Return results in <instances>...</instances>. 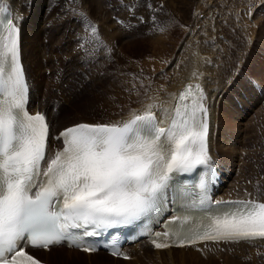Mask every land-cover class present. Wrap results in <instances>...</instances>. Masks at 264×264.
I'll list each match as a JSON object with an SVG mask.
<instances>
[{
  "label": "snow or ice",
  "instance_id": "obj_1",
  "mask_svg": "<svg viewBox=\"0 0 264 264\" xmlns=\"http://www.w3.org/2000/svg\"><path fill=\"white\" fill-rule=\"evenodd\" d=\"M8 17L0 12V264H39L24 250L28 245L68 242L96 251L85 237L145 216L165 198L174 175L209 164L202 89L195 87L191 104L185 103L191 86L181 94L167 129L150 111L121 125L78 124L60 134L63 149L46 160L48 125L43 115L25 110L20 28ZM206 202L215 203L202 190L198 206ZM225 203L195 223L181 217L166 236L180 247L264 239V202Z\"/></svg>",
  "mask_w": 264,
  "mask_h": 264
},
{
  "label": "rangeland",
  "instance_id": "obj_2",
  "mask_svg": "<svg viewBox=\"0 0 264 264\" xmlns=\"http://www.w3.org/2000/svg\"><path fill=\"white\" fill-rule=\"evenodd\" d=\"M29 1L33 2V20L26 26V31L30 42L33 44L40 42L38 54L34 49L33 53L38 58L32 65V69L39 66L41 77L38 79V85L31 76L25 60L26 70L29 83L31 80L30 84L34 92H38L35 105H38L40 110H47L51 120H53L51 112L54 99L57 102L56 107L53 108L55 112L64 104L58 102L60 97L61 100L63 97L66 99L68 107L65 110L69 114H76L81 105L78 110H91L92 107V110H107L105 114L103 113L105 116L102 113L91 115V111H85L84 114H80L81 118L96 119L101 116L106 118L111 115L110 112H112L111 117H115L125 110L138 108L145 100V89L158 85L161 91H165V87L170 88L179 84L182 81L181 77L187 73L185 68L187 67L186 70L189 71L188 66L195 63V57L201 59L203 56L206 58L204 62L209 61V63L218 62V59L219 67H223L224 77L215 110L217 107L218 110L227 107L223 111L222 118L227 119L219 121L226 125L234 122L230 127L231 131L227 130L228 125L227 128L225 125L221 135L217 131L220 150L217 147L214 148L215 154L210 153L228 174L220 195L240 192V194H253L264 198V192L261 190L264 188V183L261 184L262 186L258 185V181L264 182V0ZM43 9L45 14L55 19L49 21L46 26L45 58L42 50L44 24L39 28ZM101 11L105 12L108 22L103 25L100 24L101 18L99 20L96 18ZM55 21L58 24H54ZM66 41H70L69 45ZM161 41H164L165 45ZM224 46L227 49L223 48ZM216 47L218 49H215ZM201 48L205 50L202 51ZM206 50H209L208 53ZM199 53L200 55H197ZM79 66H83V69L78 71ZM46 68L49 69L44 72ZM64 72L68 75V79L67 83L61 85L65 93L61 96L55 85L64 81L62 77ZM76 72L80 80L72 83L69 78H74ZM70 98L73 100L69 101ZM252 101L256 104L250 110H246L247 112L236 109L237 104L242 103L248 107ZM239 109H241L240 105ZM64 118L66 116L59 118V121ZM85 119H74V121H88ZM219 121H217L218 125H220ZM65 124L68 123H56L54 126L58 125V128H61ZM228 147L232 149L229 150ZM222 151H227L228 154L230 152L231 159ZM234 158V165L231 166L230 162ZM237 185L241 187L235 191L234 187ZM252 186L254 189H251ZM210 251L211 249L209 252L206 249L196 251L195 255L191 252L165 253L157 256L146 253L124 264H264L262 252H257L258 256L254 258L250 256L252 252L235 258L233 254L228 255L225 249H222V253L214 252L213 249L211 253ZM53 258L42 259L56 264V261H63L65 257L62 254ZM81 259L82 264H92L83 256Z\"/></svg>",
  "mask_w": 264,
  "mask_h": 264
},
{
  "label": "bare ground",
  "instance_id": "obj_3",
  "mask_svg": "<svg viewBox=\"0 0 264 264\" xmlns=\"http://www.w3.org/2000/svg\"><path fill=\"white\" fill-rule=\"evenodd\" d=\"M4 4H8L9 5V8L12 12H14L15 16H14V19H15V22L17 23V25L20 27L21 29V42H22V56H23V60H24V63H25V60L27 62V65L29 67V70H30V73H31V76L36 80L37 82V85H38V79L41 77L39 73L40 70H39V66H35V68L33 67L32 69V65L34 64V62H36V59L38 58L36 54H34V49L37 50V54L39 53V47H40V42L37 44V43H32L30 42V38L27 34V31H26V26L33 20V16H32V11H33V2L31 1H26V0H2V5ZM102 8V7H101ZM1 10V8H0ZM101 10V9H100ZM53 16L49 17L47 14H45V10L43 9L42 12H41V16H40V21H39V28L42 24L43 25V44H42V47L44 46V48L42 50H44L43 54H44V58L46 56V53H45V39H47L45 37V30H46V26L48 25L49 21H52V20H55L54 18H52ZM245 17V16H244ZM47 18V19H46ZM95 18V17H94ZM96 18H98L97 20H99L100 18V24L103 25V23L106 22L107 18H106V15H105V12L101 11L98 16L96 15ZM95 18V19H96ZM149 18V17H148ZM42 19L44 20L42 22ZM46 19V21H45ZM206 20V19H205ZM209 20V19H208ZM54 24H58L56 21L53 22ZM108 23V22H106ZM163 23V21H162ZM113 25V24H112ZM38 27V26H37ZM109 27H111L109 25ZM111 29V28H110ZM160 31V30H159ZM208 31V30H207ZM78 32V31H77ZM76 32V33H77ZM76 33L74 34V38L76 36ZM154 33V32H153ZM160 33V32H159ZM199 33V32H198ZM115 34V33H114ZM113 34V37H115ZM156 34V33H155ZM158 34V32H157ZM188 34V33H187ZM193 34V33H192ZM60 35V34H59ZM193 36V35H192ZM197 36V35H196ZM45 37V38H44ZM107 38V37H106ZM116 38V37H115ZM125 38V37H124ZM208 38V37H207ZM55 39V38H54ZM183 39V38H182ZM50 40V39H49ZM56 40V39H55ZM107 40V39H106ZM115 40V39H114ZM155 40V39H154ZM195 40V39H194ZM200 40V39H199ZM68 42V45L70 43V41H66ZM114 42V41H113ZM162 42V41H161ZM164 42V41H163ZM162 42V43H163ZM194 42V41H193ZM197 42V41H196ZM214 42V41H213ZM223 42V41H222ZM99 43V42H98ZM108 43V42H107ZM207 43V42H206ZM217 43H219V41H217ZM101 44V43H100ZM181 44V43H180ZM205 44V43H204ZM211 44V43H210ZM163 45H165L163 43ZM177 45V44H176ZM199 45V44H198ZM221 45V43H220ZM101 46V45H100ZM102 46H103V43H102ZM158 46V45H157ZM167 46V45H166ZM200 46V45H199ZM203 46V45H201ZM208 46V45H207ZM213 46H215V44H213ZM223 46V45H222ZM165 47V46H164ZM197 47V46H196ZM218 47V46H217ZM215 48V49H218V48ZM80 48V47H79ZM85 48V47H84ZM205 48V46H204ZM204 48H201L202 51ZM223 48H226L225 46ZM222 48V49H223ZM155 49V48H154ZM177 49V48H175ZM210 49V48H209ZM227 49V48H226ZM79 50V49H78ZM197 50V49H196ZM205 50V49H204ZM76 51V50H75ZM195 51V50H194ZM202 51L200 50L199 52H201L202 54ZM207 51V50H206ZM209 51V50H208ZM208 51L206 53H208ZM211 53H212V50H210ZM216 51V50H215ZM214 51V52H215ZM222 51V50H221ZM77 52V51H76ZM161 52V51H160ZM193 52V50H192ZM220 52V51H219ZM218 52V54H220ZM229 52V51H228ZM204 53V52H203ZM206 53L204 55H206ZM216 53V52H215ZM214 53V54H215ZM227 53V52H226ZM229 54V53H228ZM227 54V55H228ZM192 55V54H191ZM194 55V54H193ZM197 55H200L197 54ZM195 55V56H197ZM203 55V54H202ZM210 55H213V54H210ZM39 56V55H38ZM53 56V55H51ZM74 56V55H73ZM182 56V55H181ZM209 56V54H208ZM217 56V54L215 55V57ZM54 58L57 57V55H54L53 56ZM155 57V56H154ZM192 57V56H191ZM190 57V59H191ZM194 57V56H193ZM205 57V56H204ZM207 57V55H206ZM210 57V56H209ZM214 57V56H213ZM214 57V59H215ZM218 57L220 58V56L218 55ZM217 57V58H218ZM221 57L223 58V56L221 55ZM53 58V59H54ZM183 58V57H182ZM196 61L195 63L191 64L188 66L189 68V71L186 70L185 68V71H187V73L181 77L182 81H180L179 84H175L173 85L172 87L170 88H166L165 87V91H161L160 90V87H158V85H155L153 87H150V88H147L145 89V100L142 102V104L140 106H138V108L136 107L135 109L133 110H125L122 114L120 115H115V117H111L112 115V112L111 115L109 117H106L104 118L103 116L101 117H98L96 119H85V118H81L80 114H84L85 111H91L90 114L91 115H99L102 113V115L105 114V112H107V110H78L80 108L81 105H79V108L77 109V112L76 114H72V113H68L65 108L68 107V103L66 101V99L63 97V100H61V97H56L57 99L59 98V101L58 102H63V106L59 108V110L57 112H55V110L53 109L54 107H56L57 105V102H55V99L53 101V107H52V115H53V120H51L50 116L48 115V111L47 110H40V107L38 105H35L36 103V100H37V94L38 92L33 90V87H32V94L31 96H29V102L31 101V104H32V110H30L33 114H36V113H42L44 114V116L46 117L48 123H49V120H50V123L52 125V131H56L54 133V137L57 138V137H61V133L67 129V128H71L75 125H78V124H81V123H87V124H93V125H96V124H106V125H121L123 124L124 122H127L128 120H131L134 116L136 115H144L146 112L150 111L152 114L155 115V117L157 118V121L159 122V125L160 127H167L171 121V118H172V108L173 106L175 105V101H176V98L178 96V94L180 93V91L183 89L184 85L187 83V84H190V85H195V84H199L201 86V89H202V93H203V96L205 97L203 103H204V106L207 108V121H208V125H209V136H208V150H209V156H210V161L209 163L213 162L215 164H218V166L220 168H222L223 172H224V177H225V183H226V180L228 179V174H227V171H225L223 169V167L219 164V162H215V160L212 158V155L210 153H214L215 154V149H217L218 145L220 147V143L218 142V139H217V131L220 132L219 134L221 135L222 134V131L224 130L225 128V125L226 124H222L220 123L221 119L224 117L223 116V111L225 108L227 107H224L223 110H218V107H217V110L216 109V105L217 102H219V95L221 94V87L222 86V77H224V70H223V67H219L218 65V62L219 60L217 59L218 62H213L209 63L208 62H204L206 60V58H202L200 59L199 57H195ZM197 58H199L197 60ZM226 58V56H225ZM203 59V60H202ZM207 59H211V58H207ZM65 60V59H64ZM156 60V59H155ZM159 60V59H158ZM157 60V61H158ZM185 60V59H184ZM192 60V59H191ZM222 60V59H221ZM221 60H220V63H221ZM224 60V59H223ZM49 62V60H47ZM193 61V60H192ZM192 61H189L192 63ZM228 62V60H227ZM226 62V63H227ZM230 62V61H229ZM187 63V61H186ZM231 63V62H230ZM229 63V64H230ZM50 64V63H49ZM188 64V63H187ZM190 64V63H189ZM26 65V63H25ZM69 65V64H67ZM74 65V64H73ZM160 65V64H159ZM185 65V64H184ZM223 65V64H221ZM224 65H225V62H224ZM179 66V65H178ZM226 66V65H225ZM224 66V67H225ZM228 66V65H227ZM181 67V66H180ZM230 67V66H228ZM86 68V67H85ZM84 68V69H85ZM178 68V67H177ZM47 69L49 68H46V70L44 72L47 71ZM83 69V66H79L78 67V71L79 70H82ZM225 69V68H224ZM34 70V72H33ZM51 70V69H50ZM177 70V69H176ZM228 70V68H227ZM222 71V74H220V72ZM229 71V70H228ZM167 72V71H166ZM39 73V75H38ZM180 74V73H178ZM183 74V73H182ZM175 75V74H174ZM181 75V74H180ZM227 75V73H226ZM63 79L64 81L61 82V83H57L55 86L58 87V92H59V95L61 93V96H64L63 94L64 93V90L61 89V85H64L65 83H67V79H68V75L64 72L63 73ZM178 77V75H177ZM226 77V76H225ZM167 78V77H166ZM171 78V77H170ZM227 78V77H226ZM30 79V78H29ZM160 79V78H159ZM60 80V79H59ZM80 80V77L79 75L75 74V77L74 78H69V81H71L72 83H76ZM179 81V80H178ZM224 81V80H223ZM154 82V81H153ZM175 82V81H174ZM226 82V81H224ZM30 83H31V80H30ZM82 84V83H81ZM84 84V83H83ZM153 84V83H152ZM155 84V83H154ZM32 85V84H31ZM170 85V84H169ZM225 85V84H224ZM152 86V85H151ZM87 88V87H86ZM146 88V86H145ZM163 89V88H162ZM226 89V88H225ZM31 93V92H30ZM141 93V92H140ZM56 94V93H55ZM51 96V95H50ZM74 96V95H73ZM72 96V97H73ZM77 96V95H76ZM69 101H72L73 98H70L68 99ZM98 101V100H96ZM100 101V100H99ZM86 101L83 102V104H85ZM112 103V102H111ZM256 104L255 101H252L250 103V105L247 106H244L242 103H239L236 105V109L237 110H243V111H248L251 109V107H254ZM35 105V106H34ZM42 105V104H41ZM239 105L241 106V109H239ZM44 106V105H42ZM70 107V106H69ZM77 107V105H76ZM43 108V107H42ZM220 108H221V105H220ZM137 109H140V110H137ZM246 111V112H247ZM115 112V111H114ZM104 113V114H103ZM231 114V112H230ZM78 115V116H77ZM108 115V114H107ZM114 115V114H113ZM125 115V116H124ZM66 116V118H64L63 120H60L59 121V118L61 119L62 117ZM75 116V117H74ZM80 116V117H79ZM105 116V115H104ZM228 116V115H227ZM104 118V119H103ZM226 118V117H225ZM74 119H85V120H88V121H93V122H88V121H79V122H76L74 121ZM227 119V118H226ZM225 119V120H226ZM230 120V118H228ZM220 120V121H219ZM223 121H225L224 119H222ZM228 120V121H229ZM217 121H219L220 125L217 124ZM63 122L65 123H68V124H65V125H62L61 128H58V125H55L56 123H60V124H63ZM98 122H101V123H98ZM106 122V123H105ZM224 123V122H223ZM232 123H234L232 121ZM232 123H229L227 124L228 125V128H227V125H226V128L228 131H231L230 127H232ZM236 123V122H235ZM231 124V125H230ZM234 125V124H233ZM217 126V128H216ZM236 127V126H235ZM241 130V129H240ZM226 132V131H225ZM215 134H216V139H215ZM216 141V143H215ZM60 147L62 146L61 144L59 145ZM218 147V149H219ZM226 148V147H225ZM229 148V147H228ZM59 147L57 146V144L55 143V140L51 141V144L49 145L48 144V152H49V155L50 156H54L56 152L59 151ZM232 149V148H229V150ZM243 149V148H242ZM220 150V149H219ZM223 150V149H222ZM235 151V149H233ZM241 150V149H240ZM247 151V150H246ZM223 153L225 154H228L227 151H222ZM258 152V151H257ZM260 153V152H259ZM232 154H233V151H232ZM256 154V153H255ZM227 156H230V159H231V154L229 152V154ZM49 157V156H48ZM231 161V160H230ZM235 161V158L230 162V165H234ZM246 165V164H244ZM243 165V166H244ZM225 167V166H224ZM228 169V167H227ZM259 182V186L264 183L263 181H258ZM224 185H221V189L223 190L224 188ZM264 185V184H263ZM262 186V185H261ZM241 186L240 185H237L236 187H234V190L235 191H238L239 188ZM244 189H248L247 187H244ZM251 189H254V187L252 186ZM221 190V191H222ZM262 192H264V188L261 189ZM239 194V195H238ZM264 194V193H263ZM217 195V194H216ZM217 201H224V200H227V199H254V200H260V201H263L264 202V198H260L259 196H256V195H251V194H240V192L238 193H234V194H227V195H220V196H217L216 197ZM209 244H202V245H198V246H195V247H188V248H183V249H170V250H167V251H157V252H151L150 251V248L148 247L147 243L146 242H142L140 244H137V245H134L132 247L129 248V250H131L132 254H133V257L134 258H138V256H142L144 254H148V253H153L155 254L156 256L157 255H163L165 253H184V252H191L193 253V255H195L196 251H203L204 250V247L205 246H208ZM212 247V249L215 251H217V253H222V249H225L227 254L228 255H232L236 257H239V256H242L243 254H250V256H252L251 258H254L257 254V252H262L261 254L264 253V239H259V240H255V241H252V242H231V243H214V245H210ZM210 247V249H211ZM196 250V251H195ZM249 251V252H248ZM146 252V253H144ZM205 252V251H204ZM209 252V251H208ZM40 256L42 258H46L47 260L48 259H54L53 256H56L57 257H60L62 254L63 256L65 257L63 259V261H56V264H82V259L81 257L83 256L86 260H90V262H92V264H124L126 261H123V260H120V259H116V258H113L111 256H108L107 254L105 253H97V254H90V255H86V254H83L79 251H76V250H67V249H64V248H58L56 250H51L50 252L48 253H45V252H40ZM207 254V253H206ZM82 255V256H81ZM168 255V254H167ZM247 256V255H246ZM258 256V255H257ZM108 257V258H107ZM148 258L150 257V255L147 256ZM147 257H144V258H147ZM143 258V259H144ZM247 259V258H246ZM44 262H47L49 264H51L50 260L49 261H46L44 259H42ZM51 261H55V260H51ZM146 261V260H145ZM152 262V261H151ZM150 262V263H151ZM252 263V262H251Z\"/></svg>",
  "mask_w": 264,
  "mask_h": 264
}]
</instances>
